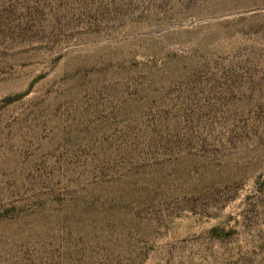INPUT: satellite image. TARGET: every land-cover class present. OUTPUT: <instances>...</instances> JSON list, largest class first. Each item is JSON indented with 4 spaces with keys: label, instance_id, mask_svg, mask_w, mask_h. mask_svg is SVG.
Listing matches in <instances>:
<instances>
[{
    "label": "rangeland",
    "instance_id": "obj_1",
    "mask_svg": "<svg viewBox=\"0 0 264 264\" xmlns=\"http://www.w3.org/2000/svg\"><path fill=\"white\" fill-rule=\"evenodd\" d=\"M0 264H264V0H0Z\"/></svg>",
    "mask_w": 264,
    "mask_h": 264
}]
</instances>
